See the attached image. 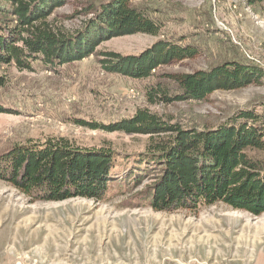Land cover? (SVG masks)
Here are the masks:
<instances>
[{
    "label": "rangeland",
    "instance_id": "1",
    "mask_svg": "<svg viewBox=\"0 0 264 264\" xmlns=\"http://www.w3.org/2000/svg\"><path fill=\"white\" fill-rule=\"evenodd\" d=\"M70 1L49 18L68 31L91 15L87 4ZM161 25L159 36L135 34L103 41L97 53L56 69L41 62L32 70L3 65L0 89V156L16 145L66 138L81 147L115 152L105 200L75 198L31 202L0 180V264H264V214L232 210L218 203L198 211L157 212L142 195L153 180L137 187L136 176L154 166L143 156L149 136L107 132L81 122L109 125L148 109L170 123L217 126L241 110H264V3L246 0H133ZM84 5V6H83ZM82 13V14H80ZM191 46L193 57L162 65L145 79L108 73L100 53L140 55L156 42ZM262 69L261 82L218 90L203 101L151 104L150 89L175 84L166 75L209 70L226 61ZM133 90V91H132ZM264 157V153H260ZM135 184V185H134Z\"/></svg>",
    "mask_w": 264,
    "mask_h": 264
},
{
    "label": "trees",
    "instance_id": "2",
    "mask_svg": "<svg viewBox=\"0 0 264 264\" xmlns=\"http://www.w3.org/2000/svg\"><path fill=\"white\" fill-rule=\"evenodd\" d=\"M70 1L0 0V89L7 84L3 65L32 70L43 62L56 69L97 53L99 45L115 37L159 36L161 25L133 0H109L83 5L84 25L75 31L54 26L49 18ZM254 7L264 0H246ZM82 14V13H80ZM108 73L145 79L162 65L193 57L191 46L160 40L140 55L100 53ZM177 92L159 86L148 91L151 104L203 101L218 90H236L261 82L262 69L226 61L209 70L166 75ZM4 111L0 107V112ZM107 132L149 136L144 157L154 166L136 176L137 187L153 182L142 195L157 212L198 211L222 203L254 216L264 214V110H241L213 127L170 123L148 109L109 125L81 122ZM115 152L107 147H81L66 138L16 145L0 156V180L10 183L31 202H62L75 198L105 200L119 178L113 173ZM134 184V185H135Z\"/></svg>",
    "mask_w": 264,
    "mask_h": 264
},
{
    "label": "built area",
    "instance_id": "3",
    "mask_svg": "<svg viewBox=\"0 0 264 264\" xmlns=\"http://www.w3.org/2000/svg\"><path fill=\"white\" fill-rule=\"evenodd\" d=\"M133 91V90H132Z\"/></svg>",
    "mask_w": 264,
    "mask_h": 264
}]
</instances>
